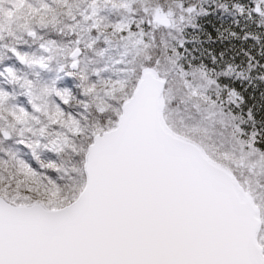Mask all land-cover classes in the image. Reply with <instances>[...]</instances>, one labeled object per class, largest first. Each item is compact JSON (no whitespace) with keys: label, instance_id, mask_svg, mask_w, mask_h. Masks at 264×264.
Returning <instances> with one entry per match:
<instances>
[{"label":"snow or ice","instance_id":"6c2138e0","mask_svg":"<svg viewBox=\"0 0 264 264\" xmlns=\"http://www.w3.org/2000/svg\"><path fill=\"white\" fill-rule=\"evenodd\" d=\"M0 264H264V0H0Z\"/></svg>","mask_w":264,"mask_h":264}]
</instances>
